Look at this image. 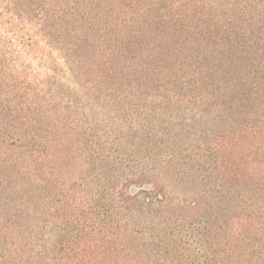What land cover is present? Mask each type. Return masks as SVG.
Masks as SVG:
<instances>
[{
  "label": "trees",
  "instance_id": "16d2710c",
  "mask_svg": "<svg viewBox=\"0 0 264 264\" xmlns=\"http://www.w3.org/2000/svg\"><path fill=\"white\" fill-rule=\"evenodd\" d=\"M0 264H264V0H0Z\"/></svg>",
  "mask_w": 264,
  "mask_h": 264
}]
</instances>
